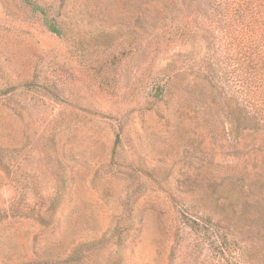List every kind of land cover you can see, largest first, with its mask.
Here are the masks:
<instances>
[{
    "label": "rangeland",
    "instance_id": "1",
    "mask_svg": "<svg viewBox=\"0 0 264 264\" xmlns=\"http://www.w3.org/2000/svg\"><path fill=\"white\" fill-rule=\"evenodd\" d=\"M217 10L0 0V264H264V131H230Z\"/></svg>",
    "mask_w": 264,
    "mask_h": 264
},
{
    "label": "trees",
    "instance_id": "2",
    "mask_svg": "<svg viewBox=\"0 0 264 264\" xmlns=\"http://www.w3.org/2000/svg\"><path fill=\"white\" fill-rule=\"evenodd\" d=\"M35 10L44 12L43 8L30 2ZM217 10L223 16V37L218 49L216 67L210 65L211 72H218L217 78L225 83L231 91L234 103L232 112L226 111L230 131L239 134L245 130L264 131V0H214ZM46 28L59 35V27L45 20ZM220 58V59H219ZM216 72V73H217ZM175 83L172 76L158 85V95L161 98ZM230 99V98H229ZM48 204L52 213L59 201L58 195L48 196ZM42 204V203H41ZM16 215L26 216L40 222H47L48 217L42 212ZM194 230H200L204 235L216 234L213 225L206 219L203 225L190 223ZM223 253L221 245L217 246ZM73 256L67 259L71 260Z\"/></svg>",
    "mask_w": 264,
    "mask_h": 264
}]
</instances>
